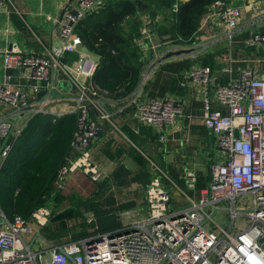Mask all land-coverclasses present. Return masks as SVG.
<instances>
[{
  "label": "built area",
  "instance_id": "built-area-1",
  "mask_svg": "<svg viewBox=\"0 0 264 264\" xmlns=\"http://www.w3.org/2000/svg\"><path fill=\"white\" fill-rule=\"evenodd\" d=\"M3 2L0 0V6ZM104 3L105 0H77L74 7L66 6L60 19L61 42L44 53L25 54L0 46L5 69H29L33 100L40 91L45 92L41 105L33 106L27 94L12 87L11 75L6 72L0 82V100L14 108L13 114L43 111L59 81L67 80L77 90L73 111L78 120L71 143L76 156L59 168L55 181L58 190L63 189L75 171L83 172L92 180L102 177L90 153V146L100 131L94 114L104 119L110 115L95 86L87 84L86 79L93 76L97 63L80 52L82 41L75 33V26ZM262 5L264 0H214L208 5L206 15L217 16L230 31L239 25L242 7L254 11ZM179 6L180 2L175 1L170 10L176 13ZM140 33L141 46H153L154 38L158 37L153 32V24L143 26ZM261 38L255 34L248 41L252 43ZM71 51L79 53L75 66L64 60L65 54ZM188 78L201 83L203 123L216 146L226 153L225 162L211 164L208 185L197 199L191 200L189 207L170 209V194L156 175L146 188L144 219L52 246L46 252L48 258L33 251L24 235H33L48 223L49 209L41 206L27 219L18 214L8 218L0 210V264H264V79L244 69L228 83L214 85L211 93L209 65L192 68ZM141 85L143 82L137 87L132 102L142 122L163 128L181 113L179 101L160 97L139 99ZM215 103L222 104L227 111L216 108ZM23 128L24 125L17 126L9 115L0 117L1 159L7 157L12 147L3 140L11 133L17 137ZM159 139L165 140V134L160 133ZM188 177V184L193 186V174L189 172ZM246 195L250 196L251 208H237L239 200ZM223 205L227 208H221ZM222 209L229 211L228 226H220L212 218ZM240 215L247 218V223L237 230L235 219Z\"/></svg>",
  "mask_w": 264,
  "mask_h": 264
},
{
  "label": "crops",
  "instance_id": "crops-1",
  "mask_svg": "<svg viewBox=\"0 0 264 264\" xmlns=\"http://www.w3.org/2000/svg\"><path fill=\"white\" fill-rule=\"evenodd\" d=\"M175 1L181 4L185 0H174L173 3ZM173 3L154 11L148 5L145 8L138 7L139 26L134 41L140 50L142 63L134 89L119 97L98 94L110 115L109 119H104L94 114L101 129L90 146V153L93 163L101 169L102 177L92 180L83 172L75 171L68 178L70 180L77 175L82 182L94 185L89 194L91 200L81 198L82 202L79 203L83 215L91 213L97 216L95 223L85 226V232L90 235L104 227L120 228L144 219L147 215L146 188L156 175L160 176L161 185L170 194V209L189 207L191 200L197 199L200 191L208 185L211 164L225 162L226 153L216 146L203 123L202 85L188 78L189 70L202 65L211 67V93L214 85L228 83L244 69H249L254 77L264 79V5L254 11L242 7L239 25L230 31L217 16H207L206 12L191 40L178 43L168 33L156 32L160 26L168 28L172 24L174 13L170 7ZM76 4L77 0H4L0 6V46L17 49L25 54H40L58 46L61 42V14L66 6L74 7ZM147 24H153V32L158 36L154 38L153 46H141L139 40L140 30ZM255 34L262 38L249 42ZM177 50L182 51L166 56L168 52ZM80 52L98 65L100 55L89 51L83 43ZM65 57L67 64L75 66L79 53L71 51ZM71 69L76 74L73 67ZM6 72L11 75L13 88L27 94L26 98L33 106L41 105L45 92L40 91L43 93L39 95V92L34 98L36 100H33L29 69H5L0 54V82ZM79 78L84 80L82 76ZM86 81L88 86L94 85L93 76ZM140 82L143 85L139 99L160 97L181 102V113L163 128L140 120L137 106L132 102ZM76 94L77 90L71 83L59 81L58 88L51 92V98L43 106V111L15 115L14 108L0 100V117L9 115L17 126L24 127L39 113H49L56 119L63 113L73 111ZM215 107L227 111L222 104L215 103ZM114 129L116 131L113 132ZM160 133L165 134V140L159 139ZM15 138L11 133L3 141L13 144ZM37 145L33 146V150ZM108 151L112 156L107 154ZM128 159L134 165L133 168L127 165ZM5 161L6 158H0V171ZM189 172L194 176L193 186L188 184ZM101 182H104L103 186H99ZM64 196L63 202L68 204L70 200L69 210L72 211L75 205L71 197L74 196ZM53 204L51 201L43 206L50 211ZM0 210L3 211L1 207ZM40 229L33 235H24V239L33 251L43 253L46 258L50 247L71 241L47 238ZM37 232L40 234L37 235Z\"/></svg>",
  "mask_w": 264,
  "mask_h": 264
},
{
  "label": "trees",
  "instance_id": "trees-1",
  "mask_svg": "<svg viewBox=\"0 0 264 264\" xmlns=\"http://www.w3.org/2000/svg\"><path fill=\"white\" fill-rule=\"evenodd\" d=\"M142 1L154 11L169 7L174 0ZM213 1L185 0L174 13L172 24L168 28L160 26L156 29L157 34L168 33L175 42H189L202 16L207 12L208 5ZM139 8L135 1L105 0L104 5L90 12L75 26V33L80 36L84 46L100 55L93 74L97 94L124 96L136 86L142 63L140 50L134 41L138 33ZM64 60L67 61L66 57ZM77 120L75 111L63 113L56 119L49 113L36 114L15 138L0 171L1 209L10 218L18 214L27 219L37 208L52 201L55 209L52 207L49 221L40 231L47 238L57 241L64 233L60 230L65 228L58 218L62 212L58 207L64 204L65 196L58 190L55 181L59 168L76 156L71 143ZM36 144L37 148L33 150ZM107 154L112 156L109 151ZM103 185L104 182L99 183V186ZM71 198L75 205L73 214L82 218L77 226L78 233L70 238L71 241H76L90 235L85 232V226L92 222L85 220L86 217L79 208L82 199L76 196ZM56 218L58 220L54 221ZM117 227H104L94 233L111 231Z\"/></svg>",
  "mask_w": 264,
  "mask_h": 264
},
{
  "label": "rangeland",
  "instance_id": "rangeland-1",
  "mask_svg": "<svg viewBox=\"0 0 264 264\" xmlns=\"http://www.w3.org/2000/svg\"><path fill=\"white\" fill-rule=\"evenodd\" d=\"M114 131H116V130L114 129L113 132ZM127 165L132 167V168L134 166L130 159L127 160ZM93 187H94V185L92 186V184L89 182H87V183L82 182L80 180V177L76 175V176L72 177L70 180L68 179L66 181V184L63 187V189L61 190V192L67 196L89 198V194L92 192ZM88 200H91V199L89 198ZM170 205L172 206V202ZM70 206L71 205H70V200H69L68 204L64 203V205H59V207H58L59 208L58 210H62V212H60V217H58V218L61 219V221L64 223V226H65V228L63 230H60L61 232H64L62 234V236L60 235V239H62L61 241L70 240V238H71V236H73V234L78 233L77 226L80 222H82V218L80 215L77 216V215L73 214V211L69 210ZM221 208H227V207H226V205H223ZM237 208L250 209L251 208L250 196L249 195L243 196L241 198V200H239V202L237 204ZM50 214H51V209H50ZM85 217H86L85 220L90 219L92 223L96 222L97 216L95 214H91V213L88 214L87 213V215L85 214ZM134 218H135V216H134ZM212 218L220 226H228L230 223L229 211L226 209L218 210L217 212H215L213 214ZM98 219H99V217H98ZM56 220H58V219L57 218L54 219V221H56ZM235 221H236L235 222L236 229L240 230L246 226L247 218L245 216L240 215V216L236 217Z\"/></svg>",
  "mask_w": 264,
  "mask_h": 264
},
{
  "label": "water",
  "instance_id": "water-1",
  "mask_svg": "<svg viewBox=\"0 0 264 264\" xmlns=\"http://www.w3.org/2000/svg\"><path fill=\"white\" fill-rule=\"evenodd\" d=\"M135 2H136V4H137L138 7H142V8L147 7V4L144 3L142 0H135ZM63 12H64V10H63ZM63 12H62V14H63ZM62 14H61V17H62ZM181 51H182V50L170 51V52L167 53L166 56L168 57V56H171V55L179 54V53H181ZM42 93H43V92H40L39 95H41ZM0 222H1V218H0ZM39 234H40V233L37 232V235H39Z\"/></svg>",
  "mask_w": 264,
  "mask_h": 264
}]
</instances>
